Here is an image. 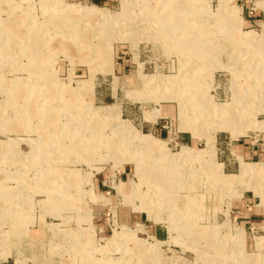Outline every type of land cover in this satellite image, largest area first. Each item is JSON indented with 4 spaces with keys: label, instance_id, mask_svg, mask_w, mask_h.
<instances>
[{
    "label": "rangeland",
    "instance_id": "374dc122",
    "mask_svg": "<svg viewBox=\"0 0 264 264\" xmlns=\"http://www.w3.org/2000/svg\"><path fill=\"white\" fill-rule=\"evenodd\" d=\"M255 64L264 0H0V264H264ZM85 105L108 116L90 138ZM114 122L189 150L172 196Z\"/></svg>",
    "mask_w": 264,
    "mask_h": 264
},
{
    "label": "bare ground",
    "instance_id": "6f19581e",
    "mask_svg": "<svg viewBox=\"0 0 264 264\" xmlns=\"http://www.w3.org/2000/svg\"><path fill=\"white\" fill-rule=\"evenodd\" d=\"M65 11H69L71 14H73L74 15V19L75 20H77V21H80V20H82L83 18L80 16V14L81 15H83L84 14V17L86 18V19H89V18H93V17H95L96 15H93L91 12H89V11H85V9L83 8L82 10H80L77 6H72V7H70V6H68L67 8H65V10H64V12ZM104 15H108L107 13H104ZM80 16V17H79ZM69 17H73V16H69ZM68 17V18H69ZM107 17V16H106ZM192 17V16H191ZM193 18V17H192ZM105 20V19H104ZM81 23V22H80ZM80 25H82L83 26V24H80ZM81 27V26H80ZM79 34H83V31H80V33ZM88 35L89 36H91V34L90 33H88ZM196 35V34H195ZM198 35V34H197ZM191 36H192V34H191ZM198 36H201V35H198ZM81 37V36H80ZM77 39V38H76ZM196 41V40H195ZM81 44V43H80ZM83 44V43H82ZM101 53H103L102 54V56L101 57H103V55H104V58H105V56H106V54L104 53V52H101ZM209 59V58H208ZM92 66V65H91ZM100 66H102V67H104V68H106L107 67V65H103V64H100L99 65V67ZM255 68H254V70L255 71H251V72H248V74L249 75H254L255 76V79H258V81H260V76H258V74H259V72H260V70H264L263 69V65L261 64V65H259V64H255ZM108 68V67H107ZM257 70H259V71H257ZM264 73V72H263ZM183 76V78H184V74L182 75ZM182 80H172V81H170V82H168V81H164V82H159V81H155V84H157L158 86H162V87H165V86H167V87H170L171 86V84H178V83H180ZM150 82H153V80L151 81L150 80ZM255 83V82H254ZM250 91H251V94L253 95V93H252V88H250ZM130 96L132 97V98H134V99H136V95H133V94H130ZM254 96V95H253ZM258 96H259V94H258ZM235 99V98H234ZM257 99V98H256ZM155 102H158L157 100H155V99H153ZM232 102H234V104L237 102L236 100H233ZM242 103H243V100H242ZM240 105H241V103H240ZM244 105H247V104H245V103H243L242 104V106L244 107ZM82 110H83V106H82ZM79 111H81L80 109H79ZM91 111V106L89 105H85L84 106V110H83V115L81 116V118L79 119V121H81V122H83L84 124H83V126H85V128L83 129V126L82 127H80L79 129H80V131H82V133H83V131H84V133L85 134H87V136L90 138V136H91V133H94V132H92V130L91 129H93V128H91V129H88L87 128V124H90V122H92V120L93 119H95L94 118V116H93V114H92V112H90ZM27 112V111H26ZM27 115V114H26ZM43 117H44V115H43ZM106 118H108V116H106L105 115V117L100 113V112H97L96 113V119H95V121L97 122V124H99V123H101V124H103V122L105 121L104 119H106ZM155 119V117H153V119L152 120H154ZM112 122V121H111ZM114 123H116V122H114ZM97 130H98V132H97V134H99V137H102V136H105L106 135V133L105 132H103V129H101L102 127H100V126H98V128H97V126L95 127ZM94 130V129H93ZM86 131H88V132H86ZM110 132H111V134H114L115 136H117L118 137V140H121L122 142L123 141H131V138L132 139H134V137L135 138H138L137 140L139 141L138 142V148L137 149H135L131 154H130V160L131 161H133V163H135V165H136V167H137V171L138 172H140V171H144V169H145V166H148V165H150V167H153V168H155V169H157V168H163L164 169V171H165V174H166V176L163 178V181L164 182H167V185H168V187L166 186L165 187V189L164 190H162L161 189V191H162V195L164 196V195H169V196H172L173 194H174V190H175V188L177 187V184H179L180 183V181H178V180H180V179H182L183 178V172L181 171L180 172V169H179V171H178V167H180L182 164H184L185 163V161H187V160H189L190 158H188V155H189V150H187V149H184L183 150V152H182V154H179V155H177V156H171L170 154H168V153H161V155L160 154H156V151L157 150H160L157 146H155V144H154V142H156V141H158L157 139H152V138H150L149 136H144V135H142L141 134V132H140V130H137L134 126H131V125H125L124 124V122H117L116 123V126H115V128L113 127L111 130H110ZM122 142H118V144H116V147L118 148V149H121L122 150V148L123 147H125V145H124V143H122ZM126 147H127V145H126ZM130 149V148H129ZM131 151V150H130ZM150 152H154V154H156L157 155V158H162V159H160L159 160V162L157 163V162H154L153 161V159H148L147 157L145 158V156L148 154V153H150ZM192 158H194V157H192ZM196 159H197V157H196ZM151 163V164H150ZM157 163V164H156ZM250 169L247 167V168H245V172L246 171H249ZM143 177H144V175H143ZM144 179V178H143ZM154 183H157V181L159 180V179H161L160 178V175L157 173L155 176H153V178L151 177L150 178ZM155 186L157 187V188H159V190H160V187L159 186H157L156 184H155ZM132 190H136V187H132L131 188ZM165 191V192H164ZM157 192V191H156ZM154 195L155 196H157V194H155L154 193ZM174 199L175 200H172L171 202H169V201H167V202H164V204H166V203H168V204H166L165 206H168V207H170V206H172V207H174L175 205H176V203H177V200H179V199H176V197H174ZM175 201V202H174ZM180 202H182V201H180ZM183 202H185V201H183ZM186 202H188V201H186ZM190 227V226H189ZM147 259H150V258H147ZM152 260V259H151ZM153 261V260H152ZM148 262H151V261H148Z\"/></svg>",
    "mask_w": 264,
    "mask_h": 264
},
{
    "label": "crops",
    "instance_id": "0c3cea01",
    "mask_svg": "<svg viewBox=\"0 0 264 264\" xmlns=\"http://www.w3.org/2000/svg\"><path fill=\"white\" fill-rule=\"evenodd\" d=\"M3 215H5V213ZM3 215L1 216V218L3 217ZM16 264H18V263L16 262Z\"/></svg>",
    "mask_w": 264,
    "mask_h": 264
}]
</instances>
